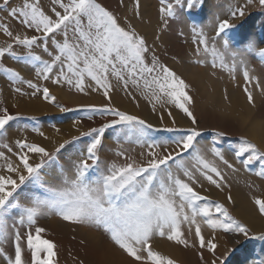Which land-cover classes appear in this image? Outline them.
I'll list each match as a JSON object with an SVG mask.
<instances>
[{
	"label": "snow or ice",
	"instance_id": "6c2138e0",
	"mask_svg": "<svg viewBox=\"0 0 264 264\" xmlns=\"http://www.w3.org/2000/svg\"><path fill=\"white\" fill-rule=\"evenodd\" d=\"M139 2L135 0L137 8ZM160 2L161 18L167 24V18L176 15L182 0H174V3L171 0ZM257 2L264 8V0ZM9 3L10 0H4L0 9ZM199 3L200 0H187L186 7L193 9ZM252 3L253 0H244L243 6L230 11L229 19L219 20L212 37L203 28L194 26L192 32L196 55L210 54L213 67L217 61L221 67H227L225 57L230 42L237 41L243 44V51H258L264 58V47H260L264 41L258 42L254 37L239 41L236 33L229 36V31L236 27L231 20L244 17L247 7ZM53 4V7L45 11L41 0H22L21 6L10 8L11 17L18 18L22 25L39 35L14 34L8 25L0 22V29L13 40L12 44L0 47V58L6 53L16 57L13 45L23 46L28 49L25 58L38 65L37 77L47 81L55 73V83L59 84L63 80L79 92H85V81L90 79L96 90L102 89L109 101L113 87L110 77H115L125 89L130 86L139 88L155 103L163 101L175 105L190 118L193 127L164 128L167 132L183 131L185 134L172 141L176 146L175 155L173 152L161 154L155 150L160 144L148 139L150 130H153L151 123L115 107L97 108L89 105L92 110L107 113L115 119L81 133L90 137V142L80 150V158L71 163L72 175H68L60 166L58 184H50L43 179L45 166L58 163V156L44 146L30 143L27 139L17 140L15 143L19 151L14 155L18 162H13L4 151H0L6 172L0 174V255L6 256L7 264H26L25 248L31 254L29 264H56L55 242L43 238L41 234L45 229L36 226L38 218L46 212H54L68 222L102 227L110 234L111 240L137 264H176L174 260L155 251L152 241L155 236H159L188 247L190 241L184 231L185 225L189 232L194 226L199 248L207 249L213 256H216L217 244L214 238L205 239L202 224L213 231L221 230L249 237L250 229L235 219L224 204L209 201L208 197L193 187L198 182L196 172L218 188L224 181V175L215 163L205 158L202 149L197 146V138L201 133L195 127L197 118L188 107L192 97L188 94L189 86L186 82L162 63L155 53H151L149 61L150 48L146 38L131 25L122 26L119 18L98 0H53ZM222 35L226 38L221 47H217L216 38ZM58 36L60 39H57ZM50 45L53 52L57 53L50 61L43 60L33 51L39 47L48 52ZM238 55L240 53H232L233 68ZM0 71L7 73L15 83L27 84L34 90V94L35 91H42L45 100L55 102L56 97L51 95L49 88L41 89L37 83L25 80L20 72L4 67L3 64H0ZM243 77L247 85H260L259 77H253L247 67ZM15 90L20 92L21 88ZM244 91L249 103H252L253 92L247 86ZM60 110L67 111L62 106ZM168 115L172 113L169 111ZM16 119L17 116L10 114L7 108H0V134L6 131L10 121ZM160 119L163 120V116ZM172 123L175 125L174 119ZM116 126L120 127L125 136H134L137 142L147 145L149 151L145 160L138 161L120 151L116 155L123 158L124 163L107 164L102 161L99 152L105 132ZM225 135L223 131L216 133L218 137ZM239 141L230 147L234 157L243 166L248 167L264 160V151L255 143L245 137H240ZM65 144H60L55 152L59 153ZM3 148L12 152L6 143ZM189 150L195 161V171L187 167L183 159L177 160ZM210 151L224 165L235 170L220 148L213 146ZM258 175L264 176V170ZM228 199L231 201V196ZM255 203L259 212L264 214V199H257ZM9 220L14 221L10 228ZM253 238L264 240V233ZM8 243L13 246V255L10 256L4 247ZM226 255L217 256L210 264H224ZM251 264H264V259H253Z\"/></svg>",
	"mask_w": 264,
	"mask_h": 264
},
{
	"label": "rangeland",
	"instance_id": "374dc122",
	"mask_svg": "<svg viewBox=\"0 0 264 264\" xmlns=\"http://www.w3.org/2000/svg\"><path fill=\"white\" fill-rule=\"evenodd\" d=\"M222 1L223 0H200V3L193 9H188L186 7L187 0H182L181 6L177 7L176 15L173 17H168L167 24H165L164 20L161 18V2L160 0H154L158 24L156 26V35H154L153 39L148 40L147 42L150 48L148 59L150 61L151 53H155V55L160 58L162 63L173 69L177 75L180 76L189 86L187 91L192 97V103L188 105V107L196 116L198 123L195 125V127L201 133V135L197 138V146L202 149V154L206 159L215 163L222 174H224V171L231 170L235 172H245L250 175L249 179L251 180L249 181L252 183L251 185L258 186V189L254 191V194L251 197V202L255 207L257 214L264 220V214L259 212L258 205L255 203L257 199H264V176L258 175V173L264 170V160L257 161L251 166L245 167L241 164L239 159L234 157L232 147H230L238 144L240 142V137H245L255 143L261 149V151H264V148L247 133L246 130L248 126L244 125L248 120V122L251 123L254 121V119L258 118V115L261 117L264 114V58L260 56L258 51H243V44L241 42L231 41L229 45V51L225 57V63L227 64V67H221L219 61H217V65L213 67V58L210 54L201 53L198 56L195 53L196 46L193 45V51H189L187 47V42H189L190 38L193 37V32L191 31L194 26L201 28L203 23L206 22L210 26V30L208 27L205 28V33L211 34V37L214 36L215 24H217L219 20L223 19L219 17L222 13ZM227 1L229 4L223 5L225 7V9H223V14L230 13V11L234 9V4H230L232 1ZM3 2L4 0H0V5H3ZM98 2L112 11L119 18L122 26L131 25L136 31L138 30V21L141 18L140 12L142 10L140 3L141 0L139 2L138 8L136 6L135 0H98ZM171 2L174 3V0H171ZM243 4L244 0L239 6H243ZM21 5L22 0H10L8 6L0 9V22L8 25L14 34L27 36L39 35L38 33H34L31 29H28L26 26L22 25L18 18H13L9 15V10L11 7H17ZM41 6L45 11H48L54 6L53 0H41ZM57 10L59 9L57 8ZM229 18L230 17L228 15L225 19ZM253 21H256L254 26L252 24ZM231 22L235 24L236 27L229 31V36H231L232 33H236L239 37V41H244L247 37H254L258 42L264 41V8L259 6L257 0H253V3L247 7L244 17H238L234 20H231ZM250 25L253 26L252 33H247L245 30ZM137 32L140 34L139 30ZM187 34H190V36L187 37ZM162 36L167 37V39H163L164 37ZM225 38L226 37H223V35L216 38L217 47H221L223 39ZM57 39H60V37L58 36ZM12 43V38L8 37L3 32V30L0 29V47H6L8 44ZM260 47H264V43L260 44ZM221 50L223 51V48H221ZM13 51L17 53V56L13 57L12 55L6 53L3 58H0V64H3L4 67L20 72L21 76H23L25 80H32L34 83L40 85L41 89L43 87L49 88L51 95L55 96L56 100L55 102L50 99L45 100L43 98L42 91H35L34 94V90L29 88L27 84L15 83L9 78L7 73L0 71V98H2L3 92H5V89H7L11 91L9 93L14 92L15 94L19 95V98L22 100L27 101L32 99V97L33 99L40 98L44 103L48 104V106L52 108L51 110L45 109L43 113L37 114L33 111H29L28 109H19L18 107H15L9 103L12 100L8 102V100L4 101L2 98V100H0V108H7L10 114L17 116V119L10 121L9 125L6 126V131L3 134H0V151H4L13 162H18V158L14 155L15 152L19 151L15 143L17 140L27 139L30 143H37L41 146H44L50 152H53L54 155L58 156L57 164L46 165L45 169L42 171L43 179L48 181L50 184L60 183L61 165L68 175H72L73 170L70 167L71 163L80 158V150L84 149L91 139L88 136L81 135V133L87 132L90 128L99 127L101 124L108 123L112 119H115V117L107 113L102 114L100 111L92 110L88 107L89 105H95L97 108H101L103 106L115 107L129 114L139 116L141 119L151 123L153 125V130H150L148 139L149 141L155 140L160 144V147L155 150L161 154L173 152V155H175L174 149L176 146L174 143H172V141L175 138L185 134L183 131L167 132L163 130L164 128L175 127L178 129H187L193 127L190 118L187 117V115L175 105L165 103L163 101L161 103H155V101H153L150 96L146 95L139 88L130 86L129 88L125 89L122 84L115 79V77H110L113 87L112 91L110 92L111 100L109 101L103 95V90H96L94 82L90 81V79H86L85 81L87 85L85 92H79L73 86L67 84L63 80L59 84L55 83V73H53L52 78L47 81L37 77L36 68L38 65L30 63L25 58L28 49L14 44ZM33 51L35 54L40 55L43 60L48 61L51 60L52 56L57 54L56 52H53L51 45L48 52L43 51V49L39 47L34 48ZM233 52L240 53V55L235 58L234 68L232 57ZM49 53H51V56ZM192 65L195 67V70H197V67L205 68L210 77L215 80H218L219 78V80H222L223 78L221 77H228L227 80L230 81L231 77L233 79V77L235 78V75H237V78H240L243 81L240 88L244 97L243 99L251 107H253V111L250 113L251 115H249V113H247V111L242 107L240 108V106L233 108L232 110L226 109L225 105L227 106L228 103V98L226 99V97L223 98V107L220 105L212 106L209 104L210 101L208 102L205 98L206 96L199 99L197 97L196 99L197 94L195 96V93L199 87L193 83L195 79L194 76H192V79L190 78L189 73L193 69ZM189 66H191V70L189 69ZM245 67H247L253 77H259V86L254 84H246V81L243 77V71ZM227 74H230L229 76L231 77L227 76ZM211 82H213L212 79ZM203 83H205V85L207 84V82ZM246 86L249 87V89L253 92L254 101L252 103H249L247 94L244 91ZM17 87L21 88L20 92L15 90ZM235 88H237V86H235ZM59 89L63 93L67 92L72 94L71 97L75 99L77 98L78 100H71L74 103L69 101L65 102L59 95ZM213 90L214 89L212 87L208 89L209 92H214ZM154 103L155 110H153ZM61 106L67 109V111H61ZM169 111L172 113L171 116L168 115ZM161 116H163V120L160 119ZM242 116L245 117L246 121L244 118H242ZM89 117H91V119H89ZM173 119L175 120V125L172 123ZM48 129L53 130V132L61 130V132H59V137L52 140V136L50 138L46 134ZM156 129H159V131ZM219 131L225 132L226 135L223 137L216 136V133ZM40 133H43V135ZM74 137H79V139L73 140ZM65 142L68 143L65 144ZM5 143L12 148V152H8L7 149L3 148V144ZM60 144H65V148L61 149L59 153H56L55 149L58 148ZM213 146L221 149V151L224 153L225 159H227L229 163L233 164L235 170L228 168L223 164L222 161H220L211 153L210 149ZM131 147L134 148L131 149ZM120 151H123L126 153V155L132 158L137 157L135 159L141 161L147 158V152L149 149L146 144L142 145L141 143L137 142L134 136H125L124 132L120 130L119 126H116L112 129H107L99 152L102 161L107 164L112 162H116L118 164L124 163L123 158L116 155V153ZM141 153H144V155L141 156ZM190 153L191 150H189L188 153H183L182 157H178L177 160L179 161L180 159H183L185 165L195 171V161L192 159ZM244 158L246 159V156ZM33 160H36L35 156L33 157ZM173 167L175 168V165H173ZM0 174H6L4 171V161L2 159H0ZM196 176L199 181L203 180V182L207 183L204 184L206 188L212 187V189L217 190V193L221 190L219 192L221 195L214 193L213 190H207L208 192H206L205 190H199L194 186L193 187L199 191L201 195L208 197L209 201L224 204V206L229 209L230 214L235 219L250 229L251 235L246 238L242 234L224 233L221 230L213 231L202 224V234L205 236V239L211 240L214 238V242L217 243L216 256H213L211 252H209L207 249H204L205 252H207L210 256L208 260L204 253L203 259H201L202 252L200 251L196 254L187 253L190 255L186 259L187 262H189L190 257L193 256L195 259L193 262H189L191 264H194V262L196 263V261L199 264H210V262L217 256H225V254L227 255L224 264H239V262L240 264H246L244 263L245 261L249 262H247V264H251L253 259L257 261L264 259V240L253 238L259 236L261 233H264V230H255L241 215L237 213V207L235 206L236 204H234L232 189L230 188V190H228L225 187V190L222 188V184L223 182L225 183V181H223L221 186L218 188L208 182L203 176H200L199 172H196ZM200 189L203 188L200 187ZM229 196L232 198L231 201L228 199ZM53 221H57L60 223V225H64L66 229L70 231V233H75L76 230L80 229V227L91 228L95 231H98L107 238L110 244H113L121 253H124L125 256H127V254L111 240L110 234L107 233L102 227L94 224L68 222L63 220L58 214L54 212H46L38 218L36 226L45 229V232L41 234L43 238L55 242L57 246L55 249L57 253L56 264H97V262L95 261V258L88 255V252L85 251V249H83L81 246H78L83 242V239L82 242L80 239H78L80 236L76 237L75 235H71L70 237H63L62 234L57 233L53 229ZM13 223V220L8 221L9 228ZM36 226L33 227V231ZM184 231L186 236L187 233L189 234L187 238L189 239L190 244L195 241L194 243H197L198 246V238L195 237L194 226L192 231L189 232L187 226L185 225ZM60 233H62V231H60ZM156 237H158V240H166L171 242L173 245L180 246L174 241H169L166 238H161L159 236ZM156 237H154L155 240H157ZM154 239L152 241V245L155 251L161 253L162 256L174 260L176 264H187L186 262L182 261L181 258L160 250V248L156 246ZM4 247L7 251V255H13V246L10 243L5 244ZM102 250L104 251L105 249L102 247ZM30 255V251L25 248L24 257L26 264H29ZM244 258L246 260H244ZM0 264H7L6 256L0 255Z\"/></svg>",
	"mask_w": 264,
	"mask_h": 264
},
{
	"label": "bare ground",
	"instance_id": "6f19581e",
	"mask_svg": "<svg viewBox=\"0 0 264 264\" xmlns=\"http://www.w3.org/2000/svg\"><path fill=\"white\" fill-rule=\"evenodd\" d=\"M230 1H232V3H230V4H234L233 8L239 6L243 2V0H230ZM140 3H141L142 10L140 12L141 18L138 21L139 22L138 23V30L140 32V35L144 36L146 38V41L148 42V40L153 39L154 35H156V28H157L156 26L158 24V20L156 18L155 4H154V0H141ZM225 4H229L227 0H223L222 4H221L222 13L220 14L219 17H221L223 19L227 18V16L229 15V13L223 14V12H224L223 9H225V7L223 5H225ZM209 8H210V6H209ZM226 8H227V6H226ZM213 18H215V17H213ZM255 22L256 21H253V23H252L253 26H254ZM213 24H215V23H213ZM253 26L250 25L245 31L247 33L248 32L252 33ZM189 27H191V26H189ZM207 27L209 28L210 26L206 22H204L201 28H203V30H204ZM209 30H210V28H209ZM207 35L209 37H211V34H207ZM246 35H248V34H246ZM160 36H159V38H160ZM189 36H190V34H187V37H189ZM162 37H164V36H162ZM163 39H167V37H164ZM193 45L196 46L193 42V37H191L189 42H187V47H188L189 51H193ZM256 66H257V64H256ZM192 67H193V69L191 70V66H189V69L191 70L189 73L190 78L192 79V76H194L195 79H194V82L193 81L192 82L197 87H199L197 90L198 92L196 91V93H195V96L197 94L196 99H197V97L199 99L201 97L206 96L205 98L207 99L208 102L210 101L209 104H211L212 106L220 105L223 107L224 106V99L223 98L226 97V99L228 98L227 99V101H228L227 106L225 105L226 109L232 110L233 108L240 106V108L242 107L244 110L247 111V113H249V115H251L250 113H252L253 107H251L243 99L244 97H243V94L241 92L242 90L240 89L243 81L240 78H237V75H235L236 77L235 78L233 77V79H232V77L229 76L230 74H227V76L231 77L230 81L227 80L228 77L227 78L221 77V78H223L222 80H219L220 78L218 80H215V79L210 77L209 73L206 72L205 68L197 67V70H195V67L193 65H192ZM210 78L213 80V82H211ZM197 82H198V85H197ZM203 82H207V84L205 85V83H203ZM224 86H225V88H224ZM235 86H237V88H235ZM211 87L214 89L213 90L214 92L208 91V89H210ZM222 89H223V92H222ZM9 92H10L9 90L5 89V92H3V96L6 98V100H8V101L12 100L11 101L12 103H16L18 100L16 97L17 95H15L13 93H9ZM222 93H224V94H222ZM59 95H60L61 99L64 100L65 102H68V101L73 102L71 100H78L77 98L75 99V98L71 97L72 94H70V93L61 92L60 89H59ZM255 95H256V93H255ZM256 97H257V95H256ZM82 98H84V97H82ZM18 102L20 105H22L24 107L23 109H28L29 111H33L37 114H41L44 112V110L42 109V106H46L48 108V110H51V108H49L47 106L48 104L46 105L39 98L33 99V97H32V99H29L27 101L25 100L23 102L22 101H18ZM78 102H76V103H78ZM263 109H264V107H263ZM261 112H263V111H261ZM257 117H255L257 119H254L253 122L250 123V122H248L249 121L248 120L247 123L244 125L248 126V128L246 130L247 133L264 148V114L261 117L259 115ZM242 118L245 119L244 116H242ZM245 121H246V119H245ZM59 132H61V130H59L57 132H53V130L49 129V131L46 132V134L50 138L52 136V140H53V139H57L59 137V135H60ZM133 148L131 147V149H133ZM135 158H137V157H135ZM223 175H224L225 183L223 182L222 188L225 190H226V188L228 190H230V188L232 189L233 197H234V204H236L235 206L237 207V209H236L237 213L239 215H241L248 222V224H250L255 230H257V231L264 230V220L257 214L255 207L253 206V204L251 202V197L254 194V191L258 189V186L251 185L252 183H250V181H249V180H251V179H249L250 175L245 173V172H237V171L235 172V171H231V170L230 171L229 170L224 171ZM204 184H207V183L203 182V180L202 181L198 180V182L196 184H194L193 186L199 190H205L206 192L213 190L214 193H217L216 189H212V187L206 188V186ZM204 186H205V188H204ZM200 187L203 189H200ZM220 191H218V193H217L218 195H221V193H219ZM52 227L57 233L62 234L63 237H70L71 235H75L76 237L80 236L78 239H80L81 242L83 239V242L81 245H78V246H81L83 249H85V251L88 252V255L95 258L96 259L95 261L97 262V264H137V262L134 259L125 256V254L121 253L113 244H110L108 242L107 238L98 231H95L91 228H85V227L81 228L80 227V229L76 230L75 233H70V231L67 230L64 225H60V223L57 221H53ZM60 231H62V233H60ZM188 235L189 234L187 233V236ZM156 238H157V240H155L154 238L153 239L155 240L156 246L158 248H160V250L164 251L165 253H171L172 255H175L176 257L181 258V260L186 262L187 264H191L189 262L190 261L193 262V260L195 259V257L191 256L190 261L187 262L186 259L188 258V256H190L187 253H195L196 254V253L201 251L202 253L205 254V256L207 257V260L210 257L209 254L207 252H205L204 249H200L197 246V243H194L195 241H193L190 244V246L185 247L182 245H180V246L173 245L171 242H168L166 240H158V237H156ZM217 238H221V237H217ZM194 240H195V237H194ZM193 244L195 246H191ZM102 247L105 249L104 251L102 250ZM244 260H246V259L244 258ZM247 262L245 261L244 263L247 264ZM194 264H199V263H197V261H196V263L194 262ZM239 264H240V262H239Z\"/></svg>",
	"mask_w": 264,
	"mask_h": 264
},
{
	"label": "crops",
	"instance_id": "0c3cea01",
	"mask_svg": "<svg viewBox=\"0 0 264 264\" xmlns=\"http://www.w3.org/2000/svg\"><path fill=\"white\" fill-rule=\"evenodd\" d=\"M9 91H10V90H9ZM10 92H11V91H10ZM12 93L15 94L14 92H12ZM15 95H17V94H15ZM0 97H1V93H0ZM16 97H17V99H18L16 103H12L10 100H9L10 102H9V101H8V102L11 103L12 105H14L15 107H18L19 109H23L24 107H23L22 105H20L18 101H22V102H23V101H25V100L20 99V98H19V97H20L19 95H17ZM2 98L4 99V101L6 100V98H4V96H2ZM2 98H0V100H2ZM39 99H40V98H39ZM43 103H44V102H43ZM45 104H46V103H45ZM46 105H47V104H46ZM47 106H48V105H47ZM48 107L51 108L50 106H48ZM42 109L45 110V109H48V108H47L46 106H42ZM51 109H52V108H51ZM34 113H35V112H34ZM48 131H49V129H48L46 132H48Z\"/></svg>",
	"mask_w": 264,
	"mask_h": 264
}]
</instances>
